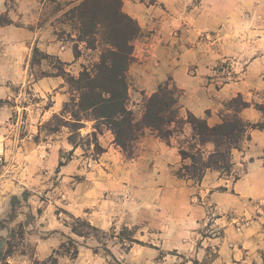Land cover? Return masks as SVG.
Masks as SVG:
<instances>
[{
	"label": "crops",
	"instance_id": "obj_1",
	"mask_svg": "<svg viewBox=\"0 0 264 264\" xmlns=\"http://www.w3.org/2000/svg\"><path fill=\"white\" fill-rule=\"evenodd\" d=\"M78 1L0 0V18L8 20L0 23V99L11 98L16 86L29 82L28 69L33 47L60 60L67 71H78L82 56L76 57L73 43L58 35L60 30H64L72 38L75 36V29H66L67 22L62 18L63 13ZM186 6V3L122 4L123 11L133 17L140 27L139 35L133 41V60L126 71L129 107L135 116L141 117L145 98L168 82L170 87L177 89L178 115L181 118H186L190 112L205 119L208 125H215L232 113L227 102L240 94L251 105L241 109L238 115L251 122L263 120V114L254 108L253 102L264 101V53L253 55L246 62L243 72L236 76L237 80L224 81L217 65L229 60V39L236 38L233 35L236 21L233 15L229 16V3H193L188 9ZM246 7L249 8V5L240 6L243 13ZM257 7L264 8V3H258ZM259 15L260 12L258 20L261 19V24L256 29L250 28L252 18L248 13L241 17L242 28L238 29L242 30L243 37L255 36L264 41V13ZM46 67L41 65L42 69ZM64 84V79L56 75L42 76L31 82L30 88L36 97L42 99L50 95V103L38 113L41 119H48L62 110L68 99ZM10 112L11 106H0L1 119L8 118ZM191 132L190 124L186 123L182 133L175 132L165 141L153 130L145 128L132 142V154L126 156L115 144L111 130L105 128L98 134L99 145L104 151L89 169L79 168V151L61 142L66 150L73 153L66 167L75 170V174H81L80 182L70 194L68 210L76 216L85 214L92 223L106 228L110 220L119 215L115 207L113 210L110 207H122L120 202L125 199V194H130L135 199L130 204L129 213L133 222L148 220L161 232L163 239L160 245H156L158 251L167 248L176 250L177 254L188 253L197 228L205 224L202 221L208 214L207 205L217 211H228L229 201L234 197L235 211L244 216L248 210L242 205L243 200L264 199V158L258 157L264 151V128L250 130V139L240 150L232 151V157L237 158L238 164L246 163L247 170L242 175L231 179L227 174L208 169L198 183L177 175L183 163L179 141L189 137ZM57 147L53 144L46 151L51 165L58 161ZM205 148L209 150L212 145L208 143ZM20 151L23 158L29 161L33 158L31 162L37 164L35 153L41 151L37 146L25 144ZM25 166L27 168L26 163ZM28 178L26 184L30 185L34 178ZM8 188L10 194H19L23 187L13 184ZM105 190L114 195L100 197ZM118 194L124 195L123 198ZM194 195L200 199L198 203L193 202ZM6 200L0 195V215L8 204ZM48 209L42 214L31 212L39 217L38 227L28 234L35 247L32 258L44 259L60 243L57 232L60 220L54 212L51 213L53 218L50 217ZM21 215L23 213L17 214L16 218ZM257 217V220L240 224L238 231L232 223L229 226L220 225L218 228L223 236L207 237L205 246H216V255L207 264H246L250 258L255 259L249 252L253 247L251 237L261 234L264 209ZM42 221L44 223L40 224ZM172 232L175 239L167 240L164 234ZM200 243L203 244L202 241ZM155 256L141 262L174 263L166 255ZM81 259L79 253L72 264H81ZM8 261L10 264H29V260L12 256H8ZM98 262L96 256L85 264Z\"/></svg>",
	"mask_w": 264,
	"mask_h": 264
},
{
	"label": "rangeland",
	"instance_id": "obj_2",
	"mask_svg": "<svg viewBox=\"0 0 264 264\" xmlns=\"http://www.w3.org/2000/svg\"><path fill=\"white\" fill-rule=\"evenodd\" d=\"M122 1L123 3H186V9H188L189 6L192 7L193 3H229V16L233 15L236 21H234L233 27L236 29L233 33L236 38L229 39L230 54L229 60H226L231 65L232 72L230 80L232 81L237 80L236 76H239V74L243 72L246 62L252 58L253 55L261 52L264 53L263 40L259 41L255 36L243 37L242 30H239L242 28L241 17L245 16L246 13L252 18L249 25L250 28H258L261 24V19L258 20V14L259 12L260 15L264 13V8H258L257 5L258 3H264V0ZM236 5L239 7H234ZM241 5H249V8H244L245 13H243L240 8ZM62 20L67 22L66 29L70 31L74 30L69 20L64 19V17ZM58 35L59 38L68 41L70 44L75 43L73 39L76 38V33L72 38L69 33L60 30ZM78 47H80L82 64L78 71L74 72L67 71L64 64L55 57L42 58L39 63L35 62L31 64L32 48L28 69L29 82H25L21 86H16L13 89L11 98L0 99V106L4 104L11 106L9 117L5 119L0 118V156L2 158L0 165V195L7 198L6 201L8 202L5 210L0 215V241H3L0 246V262L3 254L10 251L9 256L17 259L29 260V264H52V262L48 260L49 255L44 259L32 258L35 247L33 240H29L28 236L30 232L38 227L37 224H39V217L36 218L31 212L35 211L38 214H42L43 210L49 207L50 217H52L51 213L54 212L55 216L60 220V230L57 231L60 236V243L66 241L67 235L75 239L78 243V255L81 253V264L90 262L91 258L96 256L99 258V264H143L141 261L153 259L154 255H156V258L161 255H166L171 261H174L173 264H207V262L216 255V246H205L206 241L204 240H208L206 239L207 237H212L214 235L223 236V232L218 228L220 225L229 226V223H232L235 226V230L238 231V226H240V224H246L252 220H257V216H260L261 210L264 209V199L243 200L242 205L248 210V213L244 214V216H240L237 211H235L237 207L234 205V201H236L234 197V200L229 201L230 206L228 211H217L213 209L212 206L207 205L208 214L202 221L205 224L197 228V233L193 235V246L186 254H177L176 250L167 248L158 251L159 248L156 245H160L163 239L160 234L161 232L158 230L157 226H154L152 223L150 224L148 220L137 223L133 222V219L129 217L131 215L129 213H131L130 204L135 202V199L130 194H125V199L120 202L122 207H119V205L110 207L111 210L115 207L119 215L116 219H111V223L107 225L106 228H101L95 223H92L85 214L76 216L68 210L67 204L70 201V194L72 189L76 187V184L80 182L81 174H75V170H72L71 167H66L73 153L72 150H66V148L61 145V142L68 143L73 149L79 151V158L81 159L77 164L79 168L89 169L97 162V156L101 153L95 149L94 142L97 141L99 144L98 134L107 127L102 124L96 125L93 120L84 119V114L82 112H79L82 126L78 129H74L70 124L64 123V121L71 122L73 120L72 113L76 112L77 109L71 101V95H74L72 87L65 81V78L60 75L58 76L62 77L65 82L64 85L68 93L66 102L69 104L66 109L62 107V110L56 114L61 118V121L55 120L53 117L55 114L51 115L48 119H41L38 113L50 103V95H45L42 99H39L36 97L33 90H31L30 85L34 79L40 78L43 71L46 73H55L57 72L56 67H58L59 70L77 76L82 70L83 65L90 66L91 63L97 60L99 54L98 49H87L83 42H79ZM223 63L224 62H221L217 65L222 76L224 74L220 71V67ZM42 64L48 67L42 69ZM254 103H264V101L253 102V104ZM93 131H96L95 136L92 135ZM179 142L182 144V138ZM25 144L30 146L35 145L41 150L35 153L37 164L31 162L33 158H30L31 161H29L27 158L21 156L20 148ZM53 144L58 145L57 152L59 158L57 162L51 165V163L48 162L46 151L49 150ZM124 153L128 156L129 151ZM258 157L264 158V151L261 152ZM232 161L233 166L231 170L221 174H227L231 179H234L242 175L247 170V166L245 162L238 164V160L235 157H232ZM59 162H61L62 165H59ZM31 176H33L34 182L30 185L26 184L27 179H30L28 177ZM193 182L198 183L194 180ZM13 184L23 187L19 194H10L11 191L8 187ZM112 195H114V193L110 190H105L100 197L104 198ZM118 196L123 198L124 195L118 194ZM196 196L197 195H194L192 198L194 203H198L200 200ZM117 203H119V201H117ZM19 213H23V215H21L20 218H16V215ZM71 216L85 218L101 231H91L86 237L77 236L71 233L68 226L64 225V220L66 222L73 221ZM43 223L44 221L40 222V224ZM173 226L174 224L171 225V227ZM259 232H261V234L252 235L251 240L253 241V247L249 250L250 255L254 256L255 259L250 258L249 262L246 264H262L263 262L264 225ZM173 234L172 232L164 235L167 240L173 241V239H175ZM201 236L204 238L200 239ZM128 237L138 239L141 243H130ZM201 241L203 244L200 243ZM198 258H201V260ZM6 260L10 263L8 257ZM73 260L74 259H69V257L65 255L57 256V264H60L62 261H68L63 264H72Z\"/></svg>",
	"mask_w": 264,
	"mask_h": 264
},
{
	"label": "trees",
	"instance_id": "obj_3",
	"mask_svg": "<svg viewBox=\"0 0 264 264\" xmlns=\"http://www.w3.org/2000/svg\"><path fill=\"white\" fill-rule=\"evenodd\" d=\"M122 4V0H79L63 13L64 19L69 20L76 31V38L73 39L75 56L81 54L79 42H83L87 49L99 50L97 60L90 66L83 65L77 76L59 70L58 67L57 72L43 71L40 76L60 75L72 87L74 95H71V101L77 111L72 113L71 122L64 123L78 129L82 126L79 117V112H82L84 119L93 120L96 125L102 124L110 129L115 144L123 152L129 151L128 156L132 154V142L145 128L153 130L158 137L168 141L175 132L182 133L184 125L188 123L192 132L189 137H184L182 144L179 145L183 163L177 170V175L200 182L208 169L221 173L229 172L233 166L232 151L240 150L245 141L250 139V130L264 128V103L253 104L254 108L263 114V120L257 122L245 120L238 112L251 104L238 94L227 102L232 113L221 122L208 125L205 119L198 118L190 112L186 118L179 117L177 89L170 87L166 82L145 98L142 115L137 118L129 107L126 71L133 60V41L139 35L140 27L133 17L123 11ZM4 22L8 20L1 17L0 23ZM51 57L33 47L31 64L39 63L42 58ZM68 104L66 102L63 108L66 109ZM53 117L61 121L58 115L55 114ZM95 134L96 131H93L92 135ZM208 143L212 145L209 150L205 148ZM94 146L98 152L104 151L97 141L94 142ZM59 165L62 163L59 162ZM71 218L73 221L64 220V225L77 236L86 237L91 231H101L85 218L73 216ZM128 238L130 243H141L133 237ZM9 255L10 251L5 252L0 264H10L6 260ZM59 255L75 259L78 255L77 241L67 235L66 241L61 242L59 247L53 250L48 260L52 264H57Z\"/></svg>",
	"mask_w": 264,
	"mask_h": 264
},
{
	"label": "built area",
	"instance_id": "obj_4",
	"mask_svg": "<svg viewBox=\"0 0 264 264\" xmlns=\"http://www.w3.org/2000/svg\"><path fill=\"white\" fill-rule=\"evenodd\" d=\"M224 63L221 65L220 67V71L224 74L223 75V78H224V81L226 80H230V76H231V65L227 62V61H223ZM1 161H2V158L0 156V165H1Z\"/></svg>",
	"mask_w": 264,
	"mask_h": 264
},
{
	"label": "water",
	"instance_id": "obj_5",
	"mask_svg": "<svg viewBox=\"0 0 264 264\" xmlns=\"http://www.w3.org/2000/svg\"><path fill=\"white\" fill-rule=\"evenodd\" d=\"M3 241H0V246L2 245Z\"/></svg>",
	"mask_w": 264,
	"mask_h": 264
}]
</instances>
